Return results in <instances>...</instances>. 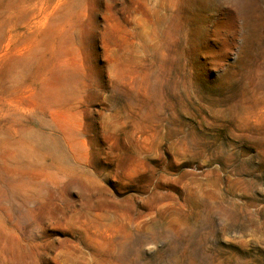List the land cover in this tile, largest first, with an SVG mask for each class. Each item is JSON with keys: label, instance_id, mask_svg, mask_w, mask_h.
I'll list each match as a JSON object with an SVG mask.
<instances>
[{"label": "rangeland", "instance_id": "rangeland-1", "mask_svg": "<svg viewBox=\"0 0 264 264\" xmlns=\"http://www.w3.org/2000/svg\"><path fill=\"white\" fill-rule=\"evenodd\" d=\"M0 264H264V0H0Z\"/></svg>", "mask_w": 264, "mask_h": 264}]
</instances>
